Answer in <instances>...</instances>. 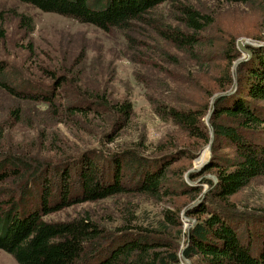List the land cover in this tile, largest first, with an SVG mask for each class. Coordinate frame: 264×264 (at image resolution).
<instances>
[{
  "label": "trees",
  "instance_id": "16d2710c",
  "mask_svg": "<svg viewBox=\"0 0 264 264\" xmlns=\"http://www.w3.org/2000/svg\"><path fill=\"white\" fill-rule=\"evenodd\" d=\"M21 1L107 31L118 28L131 46L137 40L133 32L140 25L150 27L158 39L196 60L200 58L203 33L215 22L211 13L188 0ZM260 1L264 17V0ZM164 3L168 4L169 18L157 17ZM29 19L24 15L22 22L31 30L33 20ZM250 48L251 55L239 62L236 74L227 70L217 76L220 92L211 94L213 97L204 95L206 103L182 104L173 92L167 99L151 100L155 113L190 139L195 138L198 148L212 144L213 154L195 175L209 169L217 180L204 174L201 184L209 187L202 195V185H189L182 179L185 171L174 165L182 157H192L194 151L187 147L168 150L159 144L157 151L161 154L153 157L126 149L108 163L97 158L100 154L84 151L76 162L65 164L66 161L60 168L33 153L1 150L0 249L11 253L20 264H183L182 253L192 264H264V215L241 211L233 200L264 175V40ZM162 50L158 46L162 59L171 56L177 64L176 54L168 50L162 54ZM226 55L230 61L240 55V50L233 47ZM9 66L0 60V87L18 97L47 101L56 114L64 113L76 120L89 115L104 117L115 125L122 121L121 128L125 126L123 120H131L130 101L113 103L106 92L100 91L85 92L90 99L61 103L65 110L61 111L53 100L65 77L56 76L53 89L46 92L29 78H13ZM209 109L213 137L205 121ZM19 111L20 108L14 110L18 117ZM222 146L231 147V154L216 152ZM202 157L204 160L205 154ZM127 167L132 169L129 181H125ZM56 175L57 183L53 181ZM133 194L154 201L167 197L185 199L181 203L173 201L162 209L159 218L146 224L138 222L137 213L129 212L126 221L113 230L89 214L69 220L45 219L50 213L77 203ZM192 200L198 202L185 209L195 222L186 231L181 213Z\"/></svg>",
  "mask_w": 264,
  "mask_h": 264
},
{
  "label": "rangeland",
  "instance_id": "374dc122",
  "mask_svg": "<svg viewBox=\"0 0 264 264\" xmlns=\"http://www.w3.org/2000/svg\"><path fill=\"white\" fill-rule=\"evenodd\" d=\"M188 1L215 18V22L203 33L198 50L200 58L197 60L161 41L150 27L144 25L133 32L137 40L131 46L118 28L107 31L92 23L43 11L25 1L0 0V29L3 31V36H0V60L9 63L13 78H29L48 92L53 89L56 76L65 77L64 83L57 89L59 95L53 100L63 109L61 111H65L61 103L90 99L85 92L95 94L97 91L106 92L113 103L128 100L133 106L131 120H123L125 126L121 128L122 121L115 125L104 117L89 115L87 119L76 120L64 113L56 114L47 101L18 97L0 87V151L14 149L33 153L38 159L55 165L54 168H60L66 161L65 164L76 162L84 151L92 155L93 152L98 153L97 158L108 163L119 151L126 149L153 157L161 154L157 151L159 144L168 150L187 147L194 151L192 157H182L174 165L185 171L182 179L189 185H202V195L209 187L201 184L204 174L210 178L215 174L208 169L198 176L195 174L203 167L200 170L191 169L201 167L213 154L212 144L198 148L195 138L190 139L172 122L161 119L155 113L151 100L167 99L168 94L173 92L178 102L197 106L206 103V94L217 95L220 92L217 76L226 74L227 70L236 74L239 62L251 55L239 46V40L245 41L244 46L249 50L250 45L264 40L259 38L264 37V17L260 0L251 3ZM167 6L166 3L160 6L157 17L169 18ZM24 15L30 18L29 21L33 20L31 30L22 22ZM158 46L163 47L162 54L165 50L176 54L177 64L171 61V56L162 59ZM233 47L240 50V55L228 61L226 52ZM16 108H20V117L14 113ZM211 112L209 109L205 116L209 128ZM217 151L228 155L232 149L222 146ZM203 154L204 160L201 159ZM124 172L125 181L131 180L132 169L127 167ZM57 180L58 175L53 181L57 183ZM184 199L167 197L154 201L138 194L115 196L96 202L77 203L52 212L45 219L69 220L89 214L101 225L113 230L126 221L129 212L137 213L138 222L146 224L159 218L162 209L169 207L173 201L181 203ZM233 200L241 211L264 215V175L252 181ZM195 201H190L182 209L186 231L195 220L186 214V209L198 202ZM185 246L183 241L182 247ZM0 264L20 263L11 253L0 249Z\"/></svg>",
  "mask_w": 264,
  "mask_h": 264
},
{
  "label": "water",
  "instance_id": "95a60500",
  "mask_svg": "<svg viewBox=\"0 0 264 264\" xmlns=\"http://www.w3.org/2000/svg\"><path fill=\"white\" fill-rule=\"evenodd\" d=\"M244 42H245V41H241V40H239V46H240L241 48L247 50V51L249 52V54H251V50H249L248 48H246V47L244 46ZM249 43H250V42H249ZM251 43H252V42H251ZM209 117H210V115H208V117H207L208 120H209ZM210 157H211V156H209V158L203 163V165H202L201 167L196 168V169H191V170H200L204 165H206V163L209 161ZM191 170H190V171H191ZM190 171H189V172H190ZM211 176H212V178H213L214 180H217V178H216L215 175H211ZM192 221H193V223L195 222L194 219H193ZM181 256H182V259L186 262V264H192L191 261H190L189 259H187V258L184 256L183 253H182Z\"/></svg>",
  "mask_w": 264,
  "mask_h": 264
},
{
  "label": "bare ground",
  "instance_id": "6f19581e",
  "mask_svg": "<svg viewBox=\"0 0 264 264\" xmlns=\"http://www.w3.org/2000/svg\"><path fill=\"white\" fill-rule=\"evenodd\" d=\"M201 156V155H200Z\"/></svg>",
  "mask_w": 264,
  "mask_h": 264
}]
</instances>
